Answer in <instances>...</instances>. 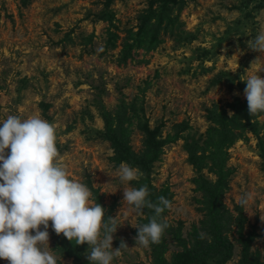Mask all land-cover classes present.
<instances>
[{
  "label": "rangeland",
  "instance_id": "obj_1",
  "mask_svg": "<svg viewBox=\"0 0 264 264\" xmlns=\"http://www.w3.org/2000/svg\"><path fill=\"white\" fill-rule=\"evenodd\" d=\"M261 31L264 0H0V120L54 124L70 178L120 225L113 248H128L112 264H172L184 249L209 264H264V113L252 116L244 95L247 76L264 77V53L246 43ZM145 127L159 144L147 171L105 137L145 160ZM121 162L141 178L122 183ZM141 185L171 202L149 247L135 246L131 224L154 211L123 201ZM48 231L58 264H91L87 244Z\"/></svg>",
  "mask_w": 264,
  "mask_h": 264
},
{
  "label": "clouds",
  "instance_id": "obj_2",
  "mask_svg": "<svg viewBox=\"0 0 264 264\" xmlns=\"http://www.w3.org/2000/svg\"><path fill=\"white\" fill-rule=\"evenodd\" d=\"M246 43L264 53V31ZM244 81L249 113H264V77L255 73ZM56 141L54 124L39 115L23 119L8 115L0 120V259L8 264H58L49 247L51 227L76 245L87 244L91 264H112L128 248L123 240L113 248V234L120 225L115 218L106 217L100 203L93 202L86 184L70 178ZM142 175L139 168L125 162L116 169L122 183L138 181ZM148 195L147 185L123 188V201L137 216H143L145 209L154 211L147 223L131 224L137 229L135 246L158 243L169 226L162 213L171 202L160 196L153 203ZM248 199L247 193L242 194L241 206Z\"/></svg>",
  "mask_w": 264,
  "mask_h": 264
},
{
  "label": "trees",
  "instance_id": "obj_3",
  "mask_svg": "<svg viewBox=\"0 0 264 264\" xmlns=\"http://www.w3.org/2000/svg\"><path fill=\"white\" fill-rule=\"evenodd\" d=\"M234 106V105H233ZM247 111L248 107L246 106ZM234 109L238 110L236 107ZM244 111V109H243ZM240 113V112H239ZM241 114V113H240ZM258 114V113H257ZM254 114V115H257ZM252 115V116H254ZM251 116V115H249ZM158 130V128H155L153 130L149 129L148 127H145L146 135H147V141L152 144V150L150 153V156L143 160L142 158H136L132 152L130 151L129 146L127 145L126 141L120 137H118L115 134L106 133L105 137L111 142V144L114 146L117 155L126 156L125 159H130L131 161L137 163L144 171H147L152 163V161L157 158V152L159 148V144L154 141V135L155 132ZM221 177V176H220ZM216 192L214 196H218L220 194L219 192V184L216 185ZM209 264L205 260H199V258L194 255V252L190 249H184L181 251H178L174 254V257L172 259V264Z\"/></svg>",
  "mask_w": 264,
  "mask_h": 264
}]
</instances>
